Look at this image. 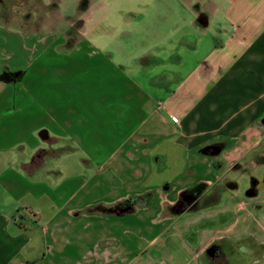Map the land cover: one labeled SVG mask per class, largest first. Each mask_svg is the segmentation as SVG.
<instances>
[{
	"label": "crops",
	"instance_id": "1",
	"mask_svg": "<svg viewBox=\"0 0 264 264\" xmlns=\"http://www.w3.org/2000/svg\"><path fill=\"white\" fill-rule=\"evenodd\" d=\"M10 1L0 264H264L261 180L252 194L223 187L264 146V0L205 5L203 26L206 7L225 20L208 46L180 13L124 12L96 29L94 0H27L37 12L21 17ZM189 189L198 208L174 213Z\"/></svg>",
	"mask_w": 264,
	"mask_h": 264
},
{
	"label": "rangeland",
	"instance_id": "2",
	"mask_svg": "<svg viewBox=\"0 0 264 264\" xmlns=\"http://www.w3.org/2000/svg\"><path fill=\"white\" fill-rule=\"evenodd\" d=\"M143 1H148V5L144 4ZM213 2H217V0H94V12H92L90 16H93L94 18V22L92 24L97 23V26L95 25L96 29H101L102 23L100 24V21H111L112 23L118 24L120 19L119 17L124 12H127V14H133L137 11L146 10L148 13L158 14L171 12L172 14L177 15L180 13L182 16L180 21L184 22V29L188 30L191 34L188 37L190 42L194 43L196 41H200V44H206L205 46H208L210 42L218 41L222 37L220 31L221 26H223L225 21L219 14H217V12L215 15L212 14L214 9L206 7V11H208L206 14L207 16L211 15V18L209 23H206L205 26L201 23L202 21H205V15L199 16L200 11L204 12V6L207 4L210 5ZM1 3L3 4V7H5V3ZM8 3L10 9L13 10L14 8L13 11L15 16L21 17L23 16L24 11H28L30 9L32 11L36 10L35 14L37 12L36 3H32V6L27 9V0H11ZM75 16L78 15L76 14ZM82 21L81 17L77 18V26H80ZM176 21V19H173V23ZM203 27L208 30L205 35H201L199 33ZM255 153L256 154L253 157L254 163L251 162V156L245 158L244 161L247 162V166L243 164L244 170L239 169L234 172H230L229 174L234 179L226 178L223 180V187L224 185L226 186L225 189L229 187L240 186L245 188L249 186L248 193L252 194L253 191H251V189L253 188L256 190L255 186L260 180L261 182L259 185L262 189L264 188V146L257 148ZM241 165L242 164L238 163L236 167L241 168ZM250 185H252V187H250ZM203 187H200L201 192L205 188ZM219 189L221 190L220 185L217 184V191Z\"/></svg>",
	"mask_w": 264,
	"mask_h": 264
},
{
	"label": "trees",
	"instance_id": "3",
	"mask_svg": "<svg viewBox=\"0 0 264 264\" xmlns=\"http://www.w3.org/2000/svg\"><path fill=\"white\" fill-rule=\"evenodd\" d=\"M264 119V118H263ZM220 145H215V146H205L202 148L204 153H215L220 150ZM251 191L256 192L255 189H251ZM198 195L199 191L196 189H189V190H184L180 193L179 198L175 203L172 204L171 210L174 213L180 214L185 211H192L198 208ZM219 199V194L215 195L212 194L211 196L207 197L203 203V206H208Z\"/></svg>",
	"mask_w": 264,
	"mask_h": 264
},
{
	"label": "water",
	"instance_id": "4",
	"mask_svg": "<svg viewBox=\"0 0 264 264\" xmlns=\"http://www.w3.org/2000/svg\"><path fill=\"white\" fill-rule=\"evenodd\" d=\"M249 194H251V193H249Z\"/></svg>",
	"mask_w": 264,
	"mask_h": 264
}]
</instances>
